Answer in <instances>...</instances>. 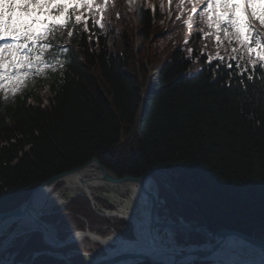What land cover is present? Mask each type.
<instances>
[{
    "label": "trees",
    "instance_id": "16d2710c",
    "mask_svg": "<svg viewBox=\"0 0 264 264\" xmlns=\"http://www.w3.org/2000/svg\"><path fill=\"white\" fill-rule=\"evenodd\" d=\"M173 1L170 19L165 0H135L134 13L124 0H97L94 13L82 8L79 25L56 39L57 48H69L56 69L21 93L0 96V212L28 200L47 179L97 158L119 177L167 172L154 175L165 200L160 214L201 227L187 232L188 243L212 241L226 229L264 240V72L257 67L248 80L234 61L233 69L217 71L219 59L208 61L217 43L209 13L199 15L203 0ZM197 4L202 8L186 24ZM69 30L76 34L68 37ZM235 46L225 40L220 47L224 63ZM46 85L51 94L43 107ZM182 173L196 195L164 187L169 178L175 186ZM80 216L134 238L130 222L112 223L82 196L43 219L85 229ZM72 247L82 251L72 264H90L81 245ZM15 250L26 260L54 248L34 231ZM34 263L69 264L49 254Z\"/></svg>",
    "mask_w": 264,
    "mask_h": 264
},
{
    "label": "snow or ice",
    "instance_id": "6c2138e0",
    "mask_svg": "<svg viewBox=\"0 0 264 264\" xmlns=\"http://www.w3.org/2000/svg\"><path fill=\"white\" fill-rule=\"evenodd\" d=\"M5 2L6 0H0V40L4 39V32L6 30L10 31L13 35L11 37V44H0V89L9 87L4 82L12 80L13 76H15L17 85L24 80V76L28 73L22 75L20 72L21 66L29 71L36 66L37 73H39V66L54 67L56 64L61 63L58 56L69 51V48H57L55 41L58 38L63 39L65 36L64 28H75L81 21V16L77 15L75 16V24H72L70 21L68 23L58 21L47 25L45 22V27L37 31L33 28V24L40 22L32 18L29 9L35 4H40L41 0H7L11 10L7 21L4 19ZM258 2H264V0H241L240 3L235 4H232L231 0H216V3L225 11L219 15L208 17L206 23L210 28L215 29L211 34L215 37L217 43V54L216 57L209 55L208 61L219 59L217 71L221 68H224L225 71L233 69L234 61L235 70L241 74V77L247 74L248 80H253L257 67H259L261 72H264V10L261 12L256 11L255 4ZM242 4L246 16L238 17L231 9L238 10ZM41 6H54L56 11H67L68 8L67 4H57L55 0H51L47 5L41 4ZM76 6L79 7L80 5L77 4ZM20 7H23L24 11L20 14V17L13 20L12 17L16 16V9ZM84 7L91 8V0H84ZM212 8L213 0H208L207 7L199 15L204 18ZM100 11H103V9H100ZM73 12H75V9H73ZM196 12L197 9L194 5L192 13ZM21 17L28 18L24 19ZM184 22L190 24V20ZM94 23H98V21H94ZM5 24L9 25L8 29H5ZM221 31L223 32V39L220 35ZM57 32H59V37L56 36ZM74 34L76 33L73 30L66 32L68 37H72ZM208 35L209 33H204V36ZM225 40L229 46L233 43L236 45L235 47H231V54L228 56L227 63H224L225 58L219 54V49L223 46ZM38 41L45 42L38 43ZM4 52H9L13 57L8 61V68H5L2 59ZM225 52H228V49H225ZM45 53L48 54L47 58L45 57ZM16 56L22 58L16 59L14 58ZM250 68L251 71H249ZM261 83L264 85V76L261 77Z\"/></svg>",
    "mask_w": 264,
    "mask_h": 264
},
{
    "label": "water",
    "instance_id": "95a60500",
    "mask_svg": "<svg viewBox=\"0 0 264 264\" xmlns=\"http://www.w3.org/2000/svg\"><path fill=\"white\" fill-rule=\"evenodd\" d=\"M86 164H93L100 168L102 172L103 181L114 185L115 187H119L120 185H123L125 183L129 182H136L140 188L144 191L146 194L150 209H151V224L149 228V237L148 239H128L124 238L122 241H113L112 239H108V245L109 249L111 246V252H115L116 256L111 258L110 262L107 264H141L143 262H149L151 264H193L195 261L200 260H213L215 257L221 258V257H228L234 256L235 258L239 259L241 261V264H264V241L260 239H256L254 237H248L244 235L243 233L236 231V230H225L221 236H219L216 240L212 242H205L201 244H189V245H178L175 238H174V228L178 229H186L188 231L190 230H198L199 227H184L182 225L171 223V222H163L160 219L159 216V188L156 179L154 178L153 174H160L161 171L159 170H153L152 172H149L147 174H143L139 177L136 176H124L119 177L116 173H114L112 170H110L108 167L103 165L97 158H93L92 160L88 161ZM81 165L79 167H76L70 171H67L65 173H61L58 175H55L43 183H41L37 188H35L30 196V198L20 206L13 208L11 210L0 212V224L2 220H5L10 217H16L17 215L24 213V212H33L32 209V201L34 198L35 193L42 187L48 188L51 187L53 184H55L56 181H58L62 176L65 174L70 173L71 171H76L79 168L85 166ZM163 175H167L166 172H162ZM151 180L152 186L154 187V190L149 188L147 183ZM188 183L189 182V175L186 173H182L177 177V183ZM176 191V190H175ZM89 199L93 201L92 194L87 192ZM42 214H39V216L42 217ZM106 216H109L108 214H105ZM126 219L130 220L128 217L123 216ZM38 224L42 226L46 230V228L51 229L54 231L56 229V226L58 224H47L42 218H38ZM131 221V220H130ZM162 228L164 233H168L173 238H170L167 240L171 243L169 246H165L164 244L158 242L154 236L155 230ZM34 230H40L43 231L41 228H36ZM88 234L90 235L93 233L89 230V228H86ZM43 233V232H42ZM95 233V232H94ZM44 234V233H43ZM88 234H85L86 236ZM15 235V233H12L9 236L8 242L11 240V238ZM89 237V236H88ZM224 237H234L233 241L230 243L223 244L222 241ZM45 240L47 239L44 235ZM172 239V240H171ZM49 244L52 246L59 248L60 244L57 242L51 243L48 240H46ZM59 241V240H58ZM76 240L67 239V241H64V244H69L72 242H75ZM99 242V241H98ZM235 245H242V246H249L252 248H255L258 252L256 254H252L251 256H248L245 254V256L238 254L237 250L234 249ZM105 247V246H104ZM6 249V247H3L0 249V254ZM1 263V262H0ZM11 264H33V260L31 259L29 262H16ZM212 264V262L210 263Z\"/></svg>",
    "mask_w": 264,
    "mask_h": 264
},
{
    "label": "bare ground",
    "instance_id": "6f19581e",
    "mask_svg": "<svg viewBox=\"0 0 264 264\" xmlns=\"http://www.w3.org/2000/svg\"><path fill=\"white\" fill-rule=\"evenodd\" d=\"M87 163V162H86ZM85 163V164H86ZM84 165V164H83ZM79 167V166H78ZM70 171V170H69ZM67 172V171H65ZM63 172V173H65ZM105 182L103 181L102 177V172L99 167L93 164H86L85 166L79 168L76 171H71L68 174H65L62 176L58 181L55 182L51 187L45 188L42 187L40 188L34 195L33 201H32V209L33 212H24L16 217H10L5 220H2L0 224V236L3 235L6 231H8L9 228H11L14 225H20V227H27L29 230L36 229V228H41L43 231H41V234L47 238L51 243L57 242L60 244L59 251L65 253V254H79L82 251L73 248L72 249H67L68 246H70L71 243L69 244H64V241L66 242L67 239H72V240H79L83 242L85 239L90 240L92 243H95L97 246V250L101 252L102 250V257L100 256L98 259L95 260L93 264H107L110 262L111 258L116 256V253L113 251L111 252V247L109 249L108 245V239H112L113 241H124L123 239L125 238L121 234H119L115 230H111L110 234L108 236L102 235L99 232L94 233L97 231L99 228H103V224H98V225H92L90 222L87 224L86 222V228H89L91 233L90 235L88 234L87 230H76L77 233L68 235L65 239L60 238L58 235L54 234L51 229L42 228L38 224V218H42L39 216V214H42L48 210H50L52 207L56 205V197L58 196L54 190L56 187H59V192L63 190L64 186L65 188H71L79 191L78 194H82L85 192H89L90 194L95 193V190L97 187H99V184H104ZM148 187L150 188L152 185L151 180L148 181L147 183ZM177 185V184H176ZM195 189V188H193ZM124 190H129L132 195L130 199H126L123 202V205L117 206L115 209L108 211L111 218H120L121 216H126L128 217L133 223L136 231V235L138 239H148L149 235V228L151 224V209H150V204L149 200L144 193V191L140 188V186L136 182H129L125 183L123 185H120L117 187V191L122 192ZM55 193V194H54ZM76 194L75 196H79ZM104 198V197H102ZM118 201H121L120 197H117ZM105 200V199H103ZM160 200V198H159ZM71 203V202H70ZM94 204V203H93ZM108 208V207H107ZM98 213V212H97ZM100 215V214H99ZM103 216V215H102ZM81 218H84L83 216H80ZM161 220L163 219L162 217L160 218ZM44 220V219H42ZM165 222V220H162ZM48 224V223H47ZM16 225V227H17ZM205 229V233L207 235H210V232ZM201 230V228H200ZM203 230V229H202ZM28 231V230H27ZM225 231V230H224ZM223 231V232H224ZM237 231V230H236ZM44 234H43V233ZM221 232L214 240H216L219 236L223 234ZM85 234H88L87 236ZM155 239L164 244L166 246V243H163V240H169V234L166 233L164 234L161 230L156 229L155 232ZM89 236V237H88ZM175 236V234H174ZM124 237V238H122ZM170 238H173L170 236ZM234 237H224L222 243H230L232 242ZM259 239V238H258ZM59 240V241H58ZM64 240V241H63ZM172 240V239H171ZM99 241V242H98ZM226 241V242H225ZM225 242V243H224ZM197 244V243H196ZM199 244V243H198ZM181 245V244H179ZM105 246V247H104ZM94 249V248H92ZM234 249L237 250L238 254L245 256L247 254L248 256H251L252 254H256L258 251L255 250V248L249 247V246H242V245H235ZM94 249V251H97ZM78 253H77V252ZM85 257L90 255V252H84ZM89 260V258H87ZM200 261H205V260H200ZM195 261L193 264H196ZM241 264V261L234 256H228V257H215L214 261L208 260V264ZM12 262L10 260H6L1 262L0 264H11ZM146 262H143L141 264H144ZM149 263V262H147ZM151 264V263H149Z\"/></svg>",
    "mask_w": 264,
    "mask_h": 264
},
{
    "label": "rangeland",
    "instance_id": "374dc122",
    "mask_svg": "<svg viewBox=\"0 0 264 264\" xmlns=\"http://www.w3.org/2000/svg\"><path fill=\"white\" fill-rule=\"evenodd\" d=\"M45 1L44 0H41V4H43ZM9 55L5 56L3 59L4 63L6 62L7 60V57ZM26 73V72H25ZM30 74L29 73V77H30ZM29 77L27 78V80L29 79ZM26 80V81H27ZM12 84H14V88H16V79L13 78L11 81H10ZM22 83V82H21ZM43 93H45V91H43ZM163 185L164 187L168 190L167 187H171L170 185V182L168 181L167 183L163 181ZM151 187L153 188V186L151 185ZM55 192L57 193V197H56V205L55 206H60L61 204H65L67 202L70 201V199L72 198V196H75L76 194H78V191L75 190V189H71V188H63L62 191L59 192V188L55 190ZM182 192L186 195H189V194H194L196 195L197 193L195 192V190H191V189H183ZM55 194V193H54ZM96 194L99 195V197H104L105 199H108L110 200L115 206L116 205H119V204H122L123 205V202L122 201H125L126 199H130L131 198V195L132 193L129 191V190H124L122 192H119L117 191V189H115L114 187H111L109 185H105V186H101L100 189H98L96 191ZM117 197H120V199H122L121 201H118ZM102 204V203H101ZM163 218L166 219V216H163ZM180 223H183L184 226H187V225H190L191 223H186L184 221H181ZM17 225V224H16ZM16 225L12 226L11 228L8 229V231H6L3 235V237H6L8 236V234L11 233L12 229L14 230L12 233L16 232V236L13 238L12 242L10 243V245L7 247V249L3 252L2 255H0V262L4 261V260H15V257H16V252L14 251L15 248L14 246L20 241L19 239H22V237L25 238V234L27 233V230H29V228H23V227H20V225L18 224L17 227ZM185 232V230H183ZM58 235H62V232L60 231L59 233H57ZM21 237V238H20ZM91 241L89 240H84L81 244L84 248V250L86 251V247L88 248H94L97 250V246L90 243ZM0 247H2V245H0ZM94 249L90 251V253L94 252ZM100 250V249H98ZM97 250V251H98ZM99 255L102 254V252H99L98 253Z\"/></svg>",
    "mask_w": 264,
    "mask_h": 264
}]
</instances>
